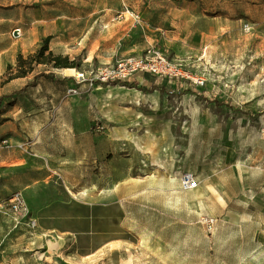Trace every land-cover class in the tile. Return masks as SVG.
I'll list each match as a JSON object with an SVG mask.
<instances>
[{"label": "rangeland", "instance_id": "obj_1", "mask_svg": "<svg viewBox=\"0 0 264 264\" xmlns=\"http://www.w3.org/2000/svg\"><path fill=\"white\" fill-rule=\"evenodd\" d=\"M48 36L77 71L153 48L191 77L128 81L157 102L45 78L18 94L73 78H14ZM0 147V198L22 191L38 223L0 212V264H222L236 250L201 218L226 208L231 245L264 249V0H0Z\"/></svg>", "mask_w": 264, "mask_h": 264}, {"label": "built area", "instance_id": "obj_2", "mask_svg": "<svg viewBox=\"0 0 264 264\" xmlns=\"http://www.w3.org/2000/svg\"><path fill=\"white\" fill-rule=\"evenodd\" d=\"M246 29L250 26L245 25ZM149 73L162 78H189L190 73L181 65L180 62L169 58L163 52L149 48L146 54L129 55L117 59L114 63L102 64L96 69L78 70L72 77L76 83L69 92L78 93L79 85L84 83L89 86L101 84H121L130 82L137 74ZM195 82L204 84L202 78H196ZM7 144V140L2 141ZM1 157V151H0ZM196 175L191 171L183 173L181 185L184 190H191L198 186ZM0 212L12 217L15 224L27 223L31 227L37 226V220L30 214V207L22 191H16L11 196L0 198ZM208 231L212 232L215 228L216 218L213 216H203L201 218Z\"/></svg>", "mask_w": 264, "mask_h": 264}, {"label": "crops", "instance_id": "obj_3", "mask_svg": "<svg viewBox=\"0 0 264 264\" xmlns=\"http://www.w3.org/2000/svg\"><path fill=\"white\" fill-rule=\"evenodd\" d=\"M110 63L111 62H106L104 64H110ZM58 69L61 71L63 70L60 68H58ZM80 70H83V69H80ZM55 73H57V72H53V77H48L45 75H39L37 77V83H35L33 86L40 85L42 83L43 78L51 79V81H53L54 83H58L59 87H62L61 85H63V83L65 82L66 83L65 88L67 91L69 88H72L76 85L73 78L72 79L66 78L64 76H61V78H58L57 75H55ZM140 74H137L136 76L138 77ZM147 74L149 75V73H147ZM30 75H31V73L28 74L27 76H24L21 78H30L29 77ZM60 75H62V74H60ZM63 75H65V74H63ZM83 88H84L83 85H80V89L83 90ZM155 91H157V90H155ZM7 122H10V120H7L6 123ZM13 131H16L15 133H17L18 129L14 128ZM18 133H20V132H18ZM0 151H1V157H3V161H10V155L6 152V149H4V147H2V148L0 147ZM234 216H238V215L235 214L232 209L226 208V209H224V211H222V213L219 215V217H215L216 218V224H215V228H214L211 236L213 239H215V243L218 246V249L228 250V248H230V249L236 250L232 260L227 261L225 259L227 256L226 257L224 256V258H222V264H264V249L261 250L262 247L260 246V243L257 242L258 233L255 234L254 243L251 246H246L245 243H242L241 246L240 245H236V246L231 245L237 241V239H235V237H233L232 235L231 236L228 235L229 227H233L236 224V221H234L232 219V217H234ZM237 223L240 224L241 222L239 221ZM244 248H245L246 252L243 251Z\"/></svg>", "mask_w": 264, "mask_h": 264}, {"label": "trees", "instance_id": "obj_4", "mask_svg": "<svg viewBox=\"0 0 264 264\" xmlns=\"http://www.w3.org/2000/svg\"><path fill=\"white\" fill-rule=\"evenodd\" d=\"M51 37L48 36L45 38L43 44L40 45V47L35 50L32 53H29L27 56H24L23 54H19L18 61L16 65L17 74L15 77H24L33 72L36 68V66L41 64L51 65L54 68H67V67H77V64L74 62L69 61V57L62 55V54H56L53 52V50H50L49 47V41ZM12 69V66L9 67V70ZM40 75V74H38ZM35 76L32 84L29 83L25 85L23 88H21L18 92V94H23L31 85H34L37 83V77ZM41 75H45L48 77H53V72L43 73ZM129 83V82H122V85H126L128 87H134L136 84Z\"/></svg>", "mask_w": 264, "mask_h": 264}, {"label": "bare ground", "instance_id": "obj_5", "mask_svg": "<svg viewBox=\"0 0 264 264\" xmlns=\"http://www.w3.org/2000/svg\"><path fill=\"white\" fill-rule=\"evenodd\" d=\"M63 73L65 75H74V74H77V69L74 68V67H67V68H63ZM115 86H117L119 89H123V90H128V91H131L133 92V97L135 98V100H139V99H151L153 102H157L158 99H157V94H158V91H155V92H152V93H144L143 91L135 88V87H128L126 85H122V84H116ZM96 90H105L107 89L108 87H111V85H108V86H103V85H96Z\"/></svg>", "mask_w": 264, "mask_h": 264}]
</instances>
